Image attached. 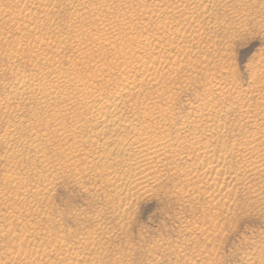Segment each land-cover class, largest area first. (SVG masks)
I'll use <instances>...</instances> for the list:
<instances>
[{
	"label": "bare ground",
	"instance_id": "bare-ground-1",
	"mask_svg": "<svg viewBox=\"0 0 264 264\" xmlns=\"http://www.w3.org/2000/svg\"><path fill=\"white\" fill-rule=\"evenodd\" d=\"M248 26L264 40V0H0V264H123L107 243L166 183L197 207L186 232L207 244L241 202L264 216V57L247 65V89L228 62ZM198 77L184 115L177 101ZM61 183L100 203L92 230L66 231L71 244L51 214ZM199 245L181 260L217 264ZM263 246L241 262L264 264Z\"/></svg>",
	"mask_w": 264,
	"mask_h": 264
},
{
	"label": "rangeland",
	"instance_id": "rangeland-1",
	"mask_svg": "<svg viewBox=\"0 0 264 264\" xmlns=\"http://www.w3.org/2000/svg\"><path fill=\"white\" fill-rule=\"evenodd\" d=\"M250 29H251V31H250ZM248 31H250V33H247ZM245 33L243 36H241L242 34H240V36H238L240 38H237V40L238 39L239 40L238 41L235 40V42L232 45V48L229 49V56L231 54L232 55L229 57L228 62L230 64L234 63V65L232 66L233 70L235 69L234 66L236 67L237 71L234 70L235 71L234 73L236 74V72H237V75H236L237 77L235 76L234 83H235V86L239 89H244V88L247 89L246 87H249V85H250L249 81L251 82V80H249V79L251 77L250 76L251 73H250V70L248 69L247 65L252 60L256 59L258 56H261L262 53H263L262 57H264V42H263L264 40L260 39L259 38L260 36L258 34H256V31L252 30V28L250 26H248V29H247V31H245ZM233 55H234V58H232ZM251 66H253V65L251 64ZM5 75H0V84H1L0 85V95L3 93V90H4L2 87V84H6L10 80V78H8L9 76H7L8 74H5ZM236 79H237V81H236ZM202 80H203L202 77L201 78L198 77L197 81L199 82ZM262 80L264 81V79H262ZM262 80H260V82H262ZM195 83H196V81H195ZM197 83L195 84L197 86V89H196V86L193 84V89L191 86V87H189L190 90L187 89V90L183 91L184 94L187 95V96L186 95L184 96L186 99L183 98V92L181 93L182 95L179 96V98L181 100L178 98L179 101H177V102L179 103L181 101V103H179V106L176 105V107L180 113H182V114L184 113V111L180 110L182 108H184L183 110H185V112H187L188 105L190 103L194 102V100H195L194 98L197 97L196 95H200L201 90H202L201 89L202 85H200L201 84L200 82L198 83L200 86ZM195 89H196V91H195ZM192 90L194 93L198 92L197 90H199L200 93L199 94L196 93V95H195L192 92ZM186 91H190L194 95H192V94H190V92H186ZM188 93L190 94L189 97H188V95H189ZM191 95H192V98H190ZM182 99H185L186 101H184ZM190 99H191V101H190ZM183 102H184V105L182 104ZM184 115H185V113H184ZM0 119H1V121H0V131H1V128L3 130L4 126L2 123L1 116H0ZM2 132L0 133V135H2ZM3 150L4 149H3L2 145H0V190L2 188L4 189V187H2L3 185H1V184H3L1 177H2V175L4 176V174L6 173L5 170L7 169V167L3 166V164H2L3 162L1 161V157L3 156V152H4ZM2 167L5 168V170ZM164 185L161 186L162 188H160V190H159V191H161L160 193H158V191L156 192L157 194H155V196L157 195L158 197H155L154 195H152L150 197H147V198L140 200L139 203L136 204V206L134 208V213L132 212L133 214L131 215L132 219L130 218L132 222L129 221V222H131V224L129 223V226H128L129 229H127V232H126V233L129 232V233L128 234L125 233L127 236V237L125 236L126 239H124L125 238L124 234H122L121 236L120 235L118 236L119 239L117 237L114 240L115 242L110 241V242H108L109 244L107 243L109 248H111V251H109V253L111 252L110 253L111 256L109 255V258L113 257V255L115 253L114 250H115L116 251L115 257H113L112 259L116 258V255H117L118 256L117 258H119L121 261L124 259L122 261V263L123 262H125V263H123V264H127V263H129V264H155L154 262H156L158 264H170V263L181 264V262H182V264H185L181 260V257H182L181 255L183 254V252L185 253V254H183L184 256L187 253L188 254L186 256H188L190 254H192V256H193L192 252L194 251V249H195V251L199 250V246H200L199 244H201V246L203 245V246L208 247L210 245V243L212 241H214L211 243L212 245H210L209 248L211 247L210 249H212L213 246H215L214 250L216 252V256H219V258H217V260L219 261V259H220L221 264H244L243 262H241L242 261L241 256H244L245 254L252 252V249H254L255 246L260 247V245H261L260 248H262V246H263L262 243L264 240V238H263L264 237V234H263V232H264V216L263 215L257 216L254 212H252V209L248 210L246 208L244 210L243 208H245V205L242 202L239 203V206H240V204H243L244 206L241 205L240 207H238L239 210L233 211V213H231L232 215L230 214V216H228L229 218L227 217L228 219L226 218L225 220H222V221L220 219V222H221L220 227L222 225V228H224V229L221 228V230H223V231L220 232L221 230L219 228L218 235H219V233H221L218 236L219 239L217 237L215 238L214 235L217 236V234H214L213 237L211 238V239L214 238V240H211L210 243H208L209 244L208 245L207 242H203L204 237L202 239V236H200L199 234H197L195 236L189 235L188 232H186V230L188 231V229H186L187 224L188 225L189 224L190 225H196V224L200 223V221H201L200 220L201 218H199V220H198L199 212H197L198 211L197 207L195 209L194 205L188 204V207L187 206L184 207V206H181L179 204V202L175 203V201L177 202V200H175L174 197L171 198V195L167 194V193L172 192L171 185L169 183H166ZM167 185L169 187H171V191ZM165 188L169 189V190H166ZM163 193H165V194L163 195ZM159 194H160V196H159ZM167 195H169L170 197L169 196L167 197ZM53 196H52L53 199L51 198V205L53 204L51 206L52 212H53V209H55V210L51 214L54 215V218L56 220H57V217H59L58 221L61 222V228L64 229V230L63 229H61V230H62V232L64 231L63 235H65V236L67 235L68 243L71 244V242L72 243L74 242L75 238H73V239H71V238L73 237L74 234H75V236L78 235L76 233V231H78V232L81 231V232H79V234H84L82 232L85 230V228H86L85 231H87V230L89 231V228L91 227V225L94 228L95 224L92 221L87 222V221H85V219H86V217L92 216L94 214L95 210L96 211L99 210V208H100L99 207L100 206L99 201H97L96 199H94V201H93V199L89 195L85 194L83 191L79 190L77 187L72 186L71 184H68V183L67 184L61 183L60 185H58L56 187L54 193H53ZM192 206H193V208H191ZM178 208H179V210H178ZM182 209H184V210L186 209V210L184 211ZM187 209H188V212H187ZM191 209L194 211L192 212ZM178 212H179V214L180 213L182 214V212H183V214L179 215ZM234 212H236V213H234ZM86 213H87V216H84ZM238 213H239V215H237ZM77 215L80 218L77 217ZM236 215H237V217H236ZM52 218H53V216H52ZM82 219H84V220L82 221ZM177 220H179V221H177ZM185 220H188V221L190 220L194 223H191L190 221L188 223V221L186 222ZM180 221H182V223ZM85 222L88 225L85 224ZM89 223H90V226H89ZM180 223L182 226L181 225L179 226ZM183 223L184 224L186 223L185 226ZM226 223H227V225H226ZM45 224L46 223H44L43 225H45ZM87 226H89V227H87ZM92 227L90 230L93 229ZM82 229H83V231H82ZM67 230L71 231L70 233L73 234L71 236V238H68L69 236L67 233H69V232L66 233ZM177 231L181 232V233H178ZM183 232H184V234H182ZM179 234H180V236H178ZM186 236H188L189 238H187ZM79 237H80V235H79ZM177 237H179V238H177ZM216 239H217V241H216ZM255 239H257L258 242ZM4 240L3 241L5 243H3V241H1L3 244L0 243V246H2V247H4V245L7 244V240L6 239H4ZM185 240H187V241L189 240L188 243ZM194 240L196 243L199 242V243H197V246L195 248H194V246L196 245V243L193 242ZM126 241L128 243L124 244V243H126ZM179 241L182 242V245L185 244L186 246L184 245V247L185 248L187 247V249H185L181 245L182 249L180 250V246H178V244L180 243ZM190 241H192V242H190ZM163 242H164V244L161 245L160 243H163ZM202 242H203V244H202ZM27 243L30 245V240H28ZM110 243H111L113 248L110 246ZM113 243H114V245H117V247L122 246L121 250L124 249V251L122 250L124 255L128 254L125 256V258L127 257L128 259L127 258L125 259L123 255H119V254H123V253H121L122 251L120 252V249H119L120 247L118 248L119 250L116 247V249H117L116 250L115 246H113ZM154 243L155 244L157 243L156 245L158 247L160 245V249H162V246L165 245L163 247L164 251L166 250V246L168 247L167 249H169V245H173L174 247L176 246L174 249H176V251H178V252L173 251L172 250L173 247L170 246V249L165 251L166 253L162 249V252L164 253L163 254L161 252V250H158L159 248L156 245H154ZM194 243H195V245H194ZM251 243H253V244H251ZM107 245H105V246H107ZM125 245H127V246L125 247ZM9 246H11V244L8 245V247L2 248V249H4L6 251L7 248H10ZM152 246H153V248H151V250H150L149 248ZM190 246H191V249L193 250V251L191 250L192 252L189 251ZM203 246L200 247V249L205 248ZM216 247H217V250H216ZM259 247L255 248V249H260ZM29 248H30V246L26 247V250ZM196 248H198V249H196ZM2 249L0 247V251ZM152 249L153 250L157 249L158 251L157 250L153 251ZM183 249H185V250H183ZM4 250H3V253L1 251V253H2V255L0 254L1 257L5 256L7 251H10V249H7L6 252ZM182 250H183V252H182ZM169 251H171V252H169ZM185 251H187V252H185ZM168 252L171 254L176 252L175 253L176 255H174V254L171 255ZM159 253L163 254L162 255V258L164 257L163 259L161 258V254H159ZM122 256H123V259H122ZM153 256H154L155 260H153ZM176 256H177V258L179 256H181V257H179L180 261H178ZM156 257H158V258L156 259ZM175 259H176V262H175ZM125 260H127V262ZM150 260H152V261H150ZM177 261H178V263H177ZM218 261H217V264H219ZM173 262H175V263H173Z\"/></svg>",
	"mask_w": 264,
	"mask_h": 264
}]
</instances>
